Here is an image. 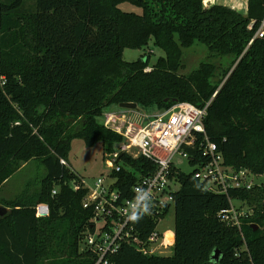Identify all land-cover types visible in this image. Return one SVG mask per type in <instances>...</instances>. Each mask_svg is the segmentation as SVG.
Listing matches in <instances>:
<instances>
[{"label":"trees","instance_id":"16d2710c","mask_svg":"<svg viewBox=\"0 0 264 264\" xmlns=\"http://www.w3.org/2000/svg\"><path fill=\"white\" fill-rule=\"evenodd\" d=\"M123 2L140 12L120 9ZM263 19L264 0H247L246 14L203 0H0V206L8 209L0 215V264L94 263L82 245L93 206L84 205L87 188L65 161L74 138L99 142L105 154L122 141L97 120L112 105L163 110L211 99L204 127L225 165L262 175L264 38L253 36ZM149 42L164 52L153 65L122 58L125 48ZM195 46L205 56L184 74V49ZM187 152L194 166L201 152ZM119 158L130 169L113 175L115 187L129 197L137 174L155 164ZM34 167V178L8 194L12 176ZM171 176L179 183L171 253L148 255L122 241L109 264H264V185L225 195L207 191L193 171ZM229 199L252 212L239 228L217 216ZM134 226L144 240L154 224L141 216Z\"/></svg>","mask_w":264,"mask_h":264},{"label":"built area","instance_id":"2783aa9c","mask_svg":"<svg viewBox=\"0 0 264 264\" xmlns=\"http://www.w3.org/2000/svg\"><path fill=\"white\" fill-rule=\"evenodd\" d=\"M255 37L264 38V19L254 33ZM210 102L211 99L202 107L179 102L168 109L157 110L147 121H139L136 126L133 124L136 118H128L125 112L112 111L103 115V125L121 135L122 141L113 147V151L105 154V176L112 183L105 184V177L100 176L92 187L85 186L84 205L93 206L94 217L93 230L86 231L82 245L96 255L93 264H109L108 257L117 252L122 241L133 244L148 255L171 253L174 242H167V233L171 230L160 231L158 227L165 217L164 209H170L174 204L175 190L172 187L177 182L171 174L173 170H179L174 163L175 157L185 159L189 165L187 148H196L201 152L191 171L207 191L226 195L230 189H250L254 184H261L250 180L256 175L244 169L234 171L225 165L222 153L210 140L204 127ZM120 153L132 158L144 157L155 164L154 170L147 175L137 174L136 183L127 192L129 197L115 187L117 179L113 175L123 167L130 169L123 165ZM141 192L148 195L150 206V211L141 216L151 219L154 224L144 240L138 238L134 226L136 221L128 219L132 205ZM229 203V208L220 210L217 216L225 224L239 228L241 219L252 212L242 201L229 199Z\"/></svg>","mask_w":264,"mask_h":264},{"label":"rangeland","instance_id":"374dc122","mask_svg":"<svg viewBox=\"0 0 264 264\" xmlns=\"http://www.w3.org/2000/svg\"><path fill=\"white\" fill-rule=\"evenodd\" d=\"M31 4L34 6V2H31ZM120 9L124 11H133V12H140V8L128 3L123 2L119 5ZM184 64L185 68L182 69V73H187L191 68L194 67L196 62H198L199 59H202L205 56V50L203 47L195 46L191 50L184 49ZM164 56V52L154 46L152 42L148 43V46L140 48V49H130L125 48L122 52V58L125 61H134L139 58H142L143 60H148V65H153L157 58ZM176 104V103H175ZM158 109H154L152 107L148 108H141L138 107L137 109H124L120 108L117 105L110 106L107 110L103 112L101 117H99L97 120L99 123H103V115L108 112L116 111V112H125L128 114V118H136L135 121H133V124L136 126L138 125L139 121H147L148 118H150ZM118 143L114 144L117 145ZM175 166L184 173H189L192 170V167L187 164V161L185 159H182L181 157H175ZM65 164L69 165V167L75 171L78 175H80L83 179V183L87 187H92L95 183V180L100 177L104 176L105 184L112 183V180L109 178H106L105 174L107 171L106 164H105V153H103V147L98 142L95 145L89 147L86 146L83 141L79 138L72 139L70 143V152L67 157V161H65ZM40 170L43 173V167H40ZM37 171V168H32V170H21L20 172L16 173L12 178L10 179L9 183L7 184L9 193L11 196L19 192L23 186L24 183L29 178H34L35 172ZM250 180L253 183H261L264 185V175H259L257 177L252 176L250 177ZM173 190L177 191L179 189V183H175L172 187ZM173 227H174V208L173 206L170 207L169 211L165 215V217L159 222L158 229L160 231L163 230H171V233L173 234ZM167 238V237H166ZM167 242L171 243V241L167 238ZM170 252V251H169ZM165 254H169L168 252H163Z\"/></svg>","mask_w":264,"mask_h":264},{"label":"clouds","instance_id":"9594fccd","mask_svg":"<svg viewBox=\"0 0 264 264\" xmlns=\"http://www.w3.org/2000/svg\"><path fill=\"white\" fill-rule=\"evenodd\" d=\"M148 201V195L141 192V194L137 197L136 203L132 205V210L128 215V219L132 221H137L138 219H140L141 214L148 213L150 211Z\"/></svg>","mask_w":264,"mask_h":264},{"label":"crops","instance_id":"0c3cea01","mask_svg":"<svg viewBox=\"0 0 264 264\" xmlns=\"http://www.w3.org/2000/svg\"><path fill=\"white\" fill-rule=\"evenodd\" d=\"M203 4L206 7L214 4L224 5L242 14L247 13V0H203Z\"/></svg>","mask_w":264,"mask_h":264},{"label":"water","instance_id":"95a60500","mask_svg":"<svg viewBox=\"0 0 264 264\" xmlns=\"http://www.w3.org/2000/svg\"><path fill=\"white\" fill-rule=\"evenodd\" d=\"M119 107L124 108V109H132V110L137 109L136 103H120ZM6 211H8L7 208L0 206V215H2ZM97 221H99V219H97ZM255 228H257V227H255ZM171 239L174 242V236H172ZM169 240H170V238H169ZM218 256H219V251L216 249L212 255V258L217 260Z\"/></svg>","mask_w":264,"mask_h":264},{"label":"bare ground","instance_id":"6f19581e","mask_svg":"<svg viewBox=\"0 0 264 264\" xmlns=\"http://www.w3.org/2000/svg\"><path fill=\"white\" fill-rule=\"evenodd\" d=\"M43 208V207H42ZM167 235H168V237L170 238V241H172V239H171V235H172V233L171 232H169V233H167Z\"/></svg>","mask_w":264,"mask_h":264}]
</instances>
